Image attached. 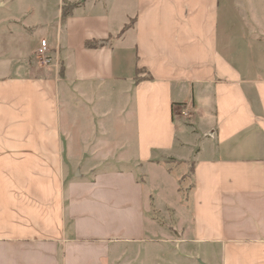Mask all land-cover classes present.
Returning a JSON list of instances; mask_svg holds the SVG:
<instances>
[{"label":"crops","instance_id":"obj_1","mask_svg":"<svg viewBox=\"0 0 264 264\" xmlns=\"http://www.w3.org/2000/svg\"><path fill=\"white\" fill-rule=\"evenodd\" d=\"M53 6L0 31V264H153L163 236L171 264H264V0ZM78 106L108 118L80 137L98 140L83 171L65 141ZM164 156L191 166L192 187L160 224L135 171Z\"/></svg>","mask_w":264,"mask_h":264},{"label":"rangeland","instance_id":"obj_2","mask_svg":"<svg viewBox=\"0 0 264 264\" xmlns=\"http://www.w3.org/2000/svg\"><path fill=\"white\" fill-rule=\"evenodd\" d=\"M56 3L57 0H0V31H4L5 24L10 20L13 21V23L8 25L10 26L8 28L11 30L15 29V27L21 24V22L23 21H25V23H31L34 21L35 23L40 22V24H42L45 19L47 20L54 15L55 12H53V5ZM46 4L48 8L44 13V10H46ZM31 9L33 10V12ZM29 12L32 13L28 14ZM259 12L260 11L257 10L256 14L258 16H256V18L260 22H264V19H262L261 17L264 16L263 12ZM50 23H52V20L50 21ZM47 29L48 28L44 29L43 27L38 30L37 38H39L41 34L47 33L48 35V33L52 31V29ZM36 50L37 49H35L34 53H32L34 57V66L43 68L44 65L40 63V58L38 57ZM34 69L36 71H39L36 68ZM71 102V105H73V98ZM86 109L78 106V108H76V117H73V109L71 110V115L69 118L72 121L69 124V132H67L66 134V137L71 136V138L70 140H65L71 146V149L69 150V152L71 153V159H75L77 161L76 164L81 171L87 170L96 158L94 156V153H96L95 148L97 149L98 140L90 144L88 148H85V144L87 142H82L80 137L83 133L91 130V132L94 131L98 133L100 129L98 128V124L96 123V121L98 122V120H105L106 122L108 120V118L102 119V117L96 115L93 107H91V109L90 107H86ZM73 119L74 121L76 119V121L78 122L75 127L73 126ZM179 119L181 121L177 123L182 122L183 119H187V117L181 116ZM66 121L67 118L64 119L65 124L67 123ZM107 142L111 144L112 141L110 139H107ZM115 144L116 143H112L111 146H107L104 151L109 148H114ZM116 150L118 151L117 148H114L113 151ZM191 153V150L186 149L185 153H183L182 155L180 153L175 154L176 156H185V158H191ZM157 159H159V157H157ZM163 160H165L166 162H160L159 164L155 165L151 163H144L140 169L137 168L135 171L139 178L142 174L144 175L142 176V179L145 195V209L149 214L157 217V220L160 224H164L170 221L169 218L171 217L172 212L169 210V208H176V204L179 205L180 200H182L183 207L186 206L187 200H190L192 187L191 166L186 161H177L171 156H164ZM120 167H123V165H119L117 163L109 165V169H118ZM126 167H128V165ZM176 188H178V192H176ZM151 192L154 194L152 195ZM150 196L153 198V200H150ZM155 208L158 210H156ZM146 223H149L148 218H146ZM157 243L158 244L156 245V250H152V254L150 253L152 255V260L155 259V263L153 264H171V254L168 252L170 246H166V236L160 237ZM132 254L133 253H131V255ZM138 254L139 256L137 257V259L141 261L149 262V260H151L149 254L143 251V249L140 250V252L136 253V255Z\"/></svg>","mask_w":264,"mask_h":264},{"label":"built area","instance_id":"obj_3","mask_svg":"<svg viewBox=\"0 0 264 264\" xmlns=\"http://www.w3.org/2000/svg\"><path fill=\"white\" fill-rule=\"evenodd\" d=\"M40 63L42 65H48L51 62V56L49 55L48 45L45 39L40 40L39 47L36 50ZM188 114V107L184 106L180 111L176 113V116H186Z\"/></svg>","mask_w":264,"mask_h":264},{"label":"trees","instance_id":"obj_4","mask_svg":"<svg viewBox=\"0 0 264 264\" xmlns=\"http://www.w3.org/2000/svg\"><path fill=\"white\" fill-rule=\"evenodd\" d=\"M73 5H68L69 8H71ZM67 7L62 9V15L65 16L67 14ZM89 43H87V46H96V44H92V45H88ZM136 80H138V75L136 76Z\"/></svg>","mask_w":264,"mask_h":264}]
</instances>
